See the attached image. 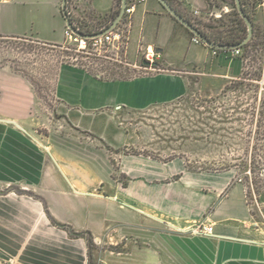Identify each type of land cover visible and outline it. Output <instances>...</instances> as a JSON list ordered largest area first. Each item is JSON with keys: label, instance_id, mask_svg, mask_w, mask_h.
<instances>
[{"label": "crops", "instance_id": "1", "mask_svg": "<svg viewBox=\"0 0 264 264\" xmlns=\"http://www.w3.org/2000/svg\"><path fill=\"white\" fill-rule=\"evenodd\" d=\"M179 1L191 13L207 7ZM62 3L1 0L0 35L64 43ZM116 5L70 0L74 17L90 30ZM128 29L129 63L138 67L150 48L161 71L105 81L63 64L55 119L39 120L33 88L0 70V262L264 264V222L244 183L190 170L180 157H166L169 147L144 143V130L125 123L183 100L194 75L200 83L235 76L242 64L229 70L230 51L191 48L192 32L159 0L136 6ZM204 221L212 234L189 230Z\"/></svg>", "mask_w": 264, "mask_h": 264}, {"label": "rangeland", "instance_id": "2", "mask_svg": "<svg viewBox=\"0 0 264 264\" xmlns=\"http://www.w3.org/2000/svg\"><path fill=\"white\" fill-rule=\"evenodd\" d=\"M173 1L193 23L218 36L224 37L229 28L240 24L234 12V0H202L207 6L201 7L202 13L188 12L179 0ZM225 10L230 11L224 13ZM255 10L257 35L253 46L239 57L232 53L224 55L227 69H233L236 61L242 64L239 74L225 78L204 77L203 83L196 74L194 90L183 100L162 106L149 116L129 118L125 123L131 129L144 130V143L169 147L172 152L165 154L166 157H180L190 170L228 176L230 182L235 178L244 179L246 185L262 190L260 201L264 202V170L255 173L249 166L254 153L264 156L263 150L256 152L253 149L255 144L264 142V121L261 122L264 117V0ZM191 43L193 48L195 42ZM62 44L67 47L45 44L32 36H0V70L12 72L33 88L38 100L36 116L39 120L46 116L55 119L54 89L58 70L63 64L76 65L105 81L154 74L141 68V61L138 67L131 65L123 44L119 50L108 45L101 55L78 49L67 41ZM251 207L260 216L258 208Z\"/></svg>", "mask_w": 264, "mask_h": 264}, {"label": "built area", "instance_id": "3", "mask_svg": "<svg viewBox=\"0 0 264 264\" xmlns=\"http://www.w3.org/2000/svg\"><path fill=\"white\" fill-rule=\"evenodd\" d=\"M2 1H7V0H2ZM144 1L146 0H128L126 12H125V15L122 21L119 22V24H117V26L113 30L107 32L104 36L86 39L82 36L77 35L72 30H70L68 26H66L65 41H67V43L69 44L75 45L76 47H78V49H83L84 51L92 50L94 51L95 54H100V55L102 54V49L108 45L113 46L117 50H119L122 44L126 45L127 43L129 22H131L132 20V14L134 12L135 7ZM194 12L199 13L198 9H196ZM77 28L80 29L79 27ZM92 33H95V31H92ZM201 41L202 40L197 35L193 36V42L203 44ZM213 51L214 53L217 54V51L215 49H213ZM230 52L233 54V56H236V57H239L243 54L242 50L239 48L235 50H231ZM156 56H157V53L154 50H150V48H147L144 51L143 55L141 56V63H142L140 65L141 68L149 72H152V73L160 72L161 69L157 65ZM246 197L249 200V203L251 205H254L256 208H258L257 210H259L260 215L264 222V202L259 201L257 197L255 196V194L249 197L248 193H246ZM250 200L252 203L250 202ZM189 230L193 232L194 234H201V233H205V234L211 233L212 234L213 233V227L211 223L207 221L198 223L197 225H193L190 227Z\"/></svg>", "mask_w": 264, "mask_h": 264}, {"label": "trees", "instance_id": "4", "mask_svg": "<svg viewBox=\"0 0 264 264\" xmlns=\"http://www.w3.org/2000/svg\"><path fill=\"white\" fill-rule=\"evenodd\" d=\"M168 1L174 6V8H176L180 13H182L186 19L193 22L191 18H189L187 15H185L183 12H181L179 10L178 6L176 5V3L173 0H168ZM261 1L262 0H242L244 12L251 18V20H253L254 25H255L254 31H253V38L251 39V41H249L246 44L238 47L239 49L242 50L243 53L249 47L251 48L253 46V42H255V38L257 35V29H256V26H257L256 15L257 14H256L255 9H257V5L259 3H261ZM233 3L235 6L234 12L238 15L239 20H240V24L236 28H234V27L229 28L228 34H226L224 37L218 36L217 34H215V32L209 31V30L203 28L198 23L197 24L194 23V25L197 26L205 36H207L208 38H210L213 41H216L219 44L239 45L240 43H242L246 39V37L248 35V28H247L248 25L246 24L244 19L240 16V14L237 12L235 0L233 1ZM69 4H70V0H69ZM120 5H122V1L117 0V5H116L115 9L113 11H111L109 14L105 15L102 19H100V21H98V23H97L98 26L94 30H90L88 24L84 25L83 21L76 19L74 17L73 13L71 12V10H70V16L72 17L73 24L75 26L79 27L81 31H84V32L89 33V34H91L92 31H95V32L101 31L102 32V31H105L111 25L112 22H114L115 18L117 17V15L120 12ZM193 36H194V34H193ZM1 37H3V36H1ZM18 38H21V37H18ZM43 43L50 44V45H59V46H62L64 48L67 47V45H64V44H51V43H46V42H43ZM215 50L217 51V53L225 52V51H221V50H217V49H215ZM263 109H264V103H263ZM262 113H264V112H262ZM262 116H264V115L262 114ZM263 121H264V117H262V119H261V122H263ZM263 134H264V132H263ZM253 149L256 152H257V150H263L264 151V142H262L260 144L258 143V145L255 144V147ZM256 157L257 158L260 157V159H257ZM249 166H250L251 170L255 173L259 172L258 170H264V156L260 153H258V154L254 153L252 155V159L250 161ZM241 181L246 185V183L244 182V179H242ZM246 188L248 189V192H247L248 195L250 194L249 196H253V194L251 195V193L254 191V194L257 197V199L259 201L261 200V197L263 196L261 189L257 188L255 190L250 184L246 185Z\"/></svg>", "mask_w": 264, "mask_h": 264}, {"label": "water", "instance_id": "5", "mask_svg": "<svg viewBox=\"0 0 264 264\" xmlns=\"http://www.w3.org/2000/svg\"><path fill=\"white\" fill-rule=\"evenodd\" d=\"M122 1V5H120V12L117 15V17L115 18L114 22L111 23V25L105 30V31H98L92 34H87L84 33V31H81L80 29H78L72 22V17L70 16V4H69V0H63L62 3V11L63 14L66 17V25L68 26V28L70 30H72L74 33H76L79 36H82L86 39H90V38H95V37H99V36H104L107 32L113 30L117 24H119V22L122 21L125 12H126V7L128 5V0H121ZM164 7L168 10V12L175 17L178 21H180L181 23H183V25L189 29L194 35H197L202 41L203 44H205L206 46L212 48V49H217V50H221V51H231V50H235L238 47L246 44L247 42L251 41V39L253 38V31H254V22L253 20H251V18L244 12V7H243V3L242 0H235V4H236V10L237 12L240 14V16L244 19V21L246 22V24L248 25V35L246 37V39L240 43L239 45H233V44H219L216 41L211 40L210 38H208L207 36H205L201 30L194 25L193 22H191L190 20L186 19L184 17V15L182 13H180L176 8H174V6L168 1V0H159Z\"/></svg>", "mask_w": 264, "mask_h": 264}]
</instances>
